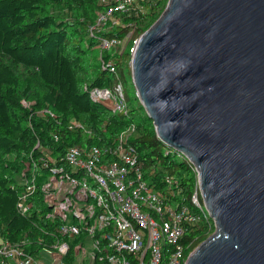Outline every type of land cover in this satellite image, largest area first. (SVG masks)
<instances>
[{
  "label": "water",
  "instance_id": "obj_1",
  "mask_svg": "<svg viewBox=\"0 0 264 264\" xmlns=\"http://www.w3.org/2000/svg\"><path fill=\"white\" fill-rule=\"evenodd\" d=\"M130 66L214 221L186 264H264V0H169Z\"/></svg>",
  "mask_w": 264,
  "mask_h": 264
},
{
  "label": "trees",
  "instance_id": "obj_2",
  "mask_svg": "<svg viewBox=\"0 0 264 264\" xmlns=\"http://www.w3.org/2000/svg\"><path fill=\"white\" fill-rule=\"evenodd\" d=\"M166 5L167 1L139 16L122 15L120 24L91 33L90 28L107 6L102 0H0V234L5 239L20 243L30 239L35 249L52 241L45 234L54 229V223L46 218L49 208L43 201L40 181L30 193L25 181L31 175L22 174L27 163L24 160L38 155V139L43 145L54 146L62 156L77 143L113 144L122 131L134 125L131 144L140 158L147 165L154 164L159 176L174 174L179 182L177 199L191 201L198 189L195 166L159 140L139 97L128 96L127 79L133 83L131 49ZM103 36L130 38L122 50L117 46L102 52L105 60L117 58V72L101 63L99 44ZM118 84L129 104L127 114L107 110L90 95L95 87L115 91ZM72 120L90 128L91 139L69 130L67 124ZM8 155L14 159L9 161ZM24 193L33 203L26 215L17 207ZM214 229L210 216L192 226L186 235L192 242L189 251Z\"/></svg>",
  "mask_w": 264,
  "mask_h": 264
},
{
  "label": "built area",
  "instance_id": "obj_3",
  "mask_svg": "<svg viewBox=\"0 0 264 264\" xmlns=\"http://www.w3.org/2000/svg\"><path fill=\"white\" fill-rule=\"evenodd\" d=\"M102 1L107 6L91 33L120 24L122 15L139 16L169 0ZM121 41L116 36L100 37L101 63L112 72L118 71L117 58L105 60L102 52L113 50ZM90 95L111 112H129L121 84L115 91L95 87ZM44 112L59 120L51 110ZM67 127L91 139L92 130L82 122L72 120ZM52 136L58 140L57 134ZM134 136L135 126L131 125L113 144L77 143L62 156L38 139V155L31 154L22 174L31 175L25 181L30 193L40 181L49 208L46 218L54 223V229L45 233L52 241L35 249L30 239L12 242L0 234V264H186L192 244L186 235L210 215L199 199V189L190 202L177 199L176 176H159L154 164L147 165L131 144ZM32 205L29 194L24 193L17 207L26 215Z\"/></svg>",
  "mask_w": 264,
  "mask_h": 264
},
{
  "label": "rangeland",
  "instance_id": "obj_4",
  "mask_svg": "<svg viewBox=\"0 0 264 264\" xmlns=\"http://www.w3.org/2000/svg\"><path fill=\"white\" fill-rule=\"evenodd\" d=\"M106 28V27H105ZM107 29V28H106ZM129 41H130V38H128V37H126V38H124L122 41H121V43L118 45L119 46V48L122 50L123 48H125L126 46H127V44L129 43ZM25 82V80L23 81V83ZM127 82H128V84H129V88H128V96L130 97V99L133 97V95H137V92H136V88H135V85H134V83H130V80L129 79H127ZM132 82H133V80H132ZM130 101H132V103L133 104H136L137 102H136V100H130ZM25 102L27 103V105L30 103V101H27V100H25ZM137 105H138V103H137ZM7 159L9 160V161H11V160H13L14 159V157L13 156H11V155H8L7 156ZM25 161V163L26 162H28V160L27 159H25L24 160ZM0 172H1V168H0ZM2 174H4V172H2Z\"/></svg>",
  "mask_w": 264,
  "mask_h": 264
}]
</instances>
